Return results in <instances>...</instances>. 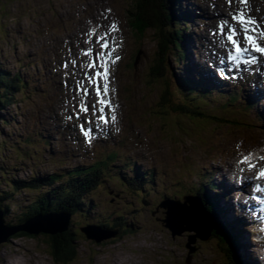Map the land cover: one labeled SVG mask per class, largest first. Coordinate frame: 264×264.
Segmentation results:
<instances>
[{
    "label": "rangeland",
    "instance_id": "374dc122",
    "mask_svg": "<svg viewBox=\"0 0 264 264\" xmlns=\"http://www.w3.org/2000/svg\"><path fill=\"white\" fill-rule=\"evenodd\" d=\"M22 1L24 0H7L6 1H0V7L2 9V17H0V50L2 52H0V67L2 66L5 69H9L12 72L15 71L17 69V67H19V64H17L16 61H18L23 52L22 51H27V52H31L33 54V58H32V62L34 61H39L40 58L42 57V50H41V46H42V42L44 40H48V42H52V39L48 38L45 39V34L44 32L42 33H38L34 31V27H29L31 29V33L32 36L27 40L28 42L24 45L23 48H20L19 53H15L14 55H10V51H11V47L10 46H14L17 44V40L19 39L16 35H14L12 33V31L10 32V34H8L9 29H16L18 27L22 28V29H26L24 26H21L22 23H26V27L27 26H31L29 19L27 17L21 16L17 19H12L10 18V14L15 12L17 14H20V9H22ZM80 1H85V0H59L60 5H64V4H72L75 5V8L79 7V2ZM108 1V0H107ZM111 5H115L112 3V1H108ZM141 0H137V4H143L141 3ZM217 4L223 6L226 9V13L233 15V20L229 21V22H238V16L239 15H244L246 17L250 16L253 17L255 19V24H250L253 33H255V29H257L259 31V35L261 34V28L264 29V0H217L216 1ZM127 5V1L126 0H118V3L116 4L118 11L120 13V15L122 16V19L124 21V28H126L127 30V25L129 27V20L127 18V16H131V12L127 11L125 12V6ZM134 6L133 4L130 3V6ZM30 6H34V1L31 0L30 2ZM168 8L171 11V15H172V11H180L179 9V4H177V6L174 8L172 6H168ZM194 8H197V5L194 6ZM30 9V8H29ZM32 9V8H31ZM206 10V11H205ZM33 11V10H32ZM203 13H208L207 15H209V11H207V9H204L202 11ZM69 11L64 9L63 10V15L64 18L69 16ZM139 15H137L138 17ZM132 17V16H131ZM130 18V17H129ZM46 22H50L46 20ZM135 26H140L142 24H138L137 21L135 20ZM140 22V21H139ZM187 22V26L190 27L191 25L195 24V20L194 19H189V21ZM191 22V23H190ZM4 24H6V28L4 29ZM74 26L76 25L75 22H73ZM185 22L181 23V25H184ZM214 26V24H213ZM12 27V28H10ZM59 29V28H58ZM108 29V28H107ZM130 32L133 33V31L131 30V28L129 27ZM7 34L6 35V32ZM54 33V31H52V34ZM70 33V29L69 26L66 25L65 26V32L63 34V36H61L59 39L62 40L63 37L65 35H68ZM128 33V32H126ZM51 34V36H52ZM231 34V30L229 29V26L225 25V26H221L219 29L216 28H212L211 29V35L209 33V36H211L213 39L218 38V39H224L225 41H228V35ZM20 35L22 36V32H20ZM147 40L148 41H144L142 47H144V54L142 55V52H139V64H138V69H137V73L135 76L132 77L133 73H131V77L127 78V82L130 83L131 88L133 90V99L134 102L136 104V107L133 108L132 104L131 107L129 109V111L127 110V108H123L122 109V113L121 114V118H123L122 120H125V116L129 115L130 113H139L138 117L141 122H144L146 119L142 118L141 116L143 115L144 112H148L149 110H151L153 107H155V103L158 101V97L159 95L162 96L163 92L162 89L166 86L165 81L159 77L158 75L155 76V83L152 82L149 74H148V67L149 64L151 63L153 57L155 56V51H156V41H152L149 40L150 39H155L154 37V32L152 30H149L147 33ZM12 36V37H11ZM149 36V38H148ZM262 37H264V33L262 35ZM11 38V40H10ZM130 39V38H129ZM198 41H200L199 39H196L195 42L197 43ZM200 44V42H198V45ZM206 46V45H205ZM232 46V44H231ZM137 56V57H138ZM4 63V64H3ZM3 64V65H2ZM39 66H42V64H40ZM173 67V72L179 74V75H183V66L178 65L176 63H174V60L169 57L168 59V67H166V76H168L169 73V69L170 67ZM9 67V68H6ZM38 65L35 66V68H29V70L34 73V71L38 70L39 68H37ZM2 68V69H3ZM55 70H52V72H54ZM179 71H182L183 73H180ZM246 70H240L239 72L240 74L243 76ZM253 71V69H252ZM49 72V71H48ZM248 73H252L251 71H248ZM253 74V73H252ZM14 76V75H13ZM122 75H119V79L121 81L122 79ZM52 77V76H49ZM258 79L260 80L261 84L264 82V78L261 77V75L257 76ZM43 78V77H42ZM170 92L174 93V98L173 100L177 101L176 98V89L174 88H170ZM217 93H219V91H217ZM251 103V102H250ZM244 105L249 108L247 110H251V112L253 114L258 115L261 114L262 111H256V108H252L251 105L249 104V101L246 102L244 101ZM61 107V105L57 108L56 112H59V108ZM258 108V107H257ZM259 110V108H258ZM158 113H162L161 111L157 110ZM56 112L50 111L48 112V114H54ZM14 112H12L13 114ZM161 118H163L164 116L162 114ZM169 117V122H170V126L167 129L168 135L169 136H173V131L174 132H178L174 126H172V124H190V125H194V121L195 119H189L186 118L185 116H180V115H175L171 112H169L168 114ZM239 119V117L237 118ZM211 121H214L213 119H211ZM240 121V119H239ZM49 123V122H48ZM121 124V122H120ZM51 129H56L57 127L54 124H49ZM48 124H41L39 122H34L32 120L27 121L25 124H18V123H13L9 129L11 130L12 133L14 132H22L24 130H32V131H37V130H46L47 129ZM45 127V128H44ZM200 127V126H199ZM167 128V124H165L162 120H161V127L159 128L158 124H155L154 127V131L151 132V130H148L146 128H140V127H136L135 129V134H137L140 139L139 141L141 142V145L145 146L148 149V153L149 155L154 159V161L160 166V167H165L168 171H178L181 168L182 165V156H177V155H173L172 154V147H173V143H177L178 144V140L181 139L182 141H185V139L187 138V136H183V138L181 137H175V138H170L169 136H167V134H165L164 132H162L164 129ZM224 132H228L226 131V129H223ZM222 130H219L221 138L220 139H216L211 137V133L213 132V128L209 127L208 124L205 128L204 131V136H201L203 139L202 142V149H203V153L205 154H209L210 157L212 158H216V162L215 164L212 163H207L204 166V172H207L208 170L212 169L213 170V166H217V163L219 162V160L223 163V160H228V158L231 155V150L232 147L235 143V141L237 139H239L238 136H228V133H226V136L222 135ZM40 133V132H39ZM230 134V132H229ZM232 134V133H231ZM40 135H42L40 133ZM257 138L256 139H251L246 137L245 138V142L246 144H258V143H264V136L257 134ZM250 137V135H249ZM223 138V139H222ZM211 140L213 143H218V141H224V145H220L219 148L217 149L216 152H212L210 147H207L204 142H206V140ZM7 142V143H6ZM212 143V145H214ZM4 144V145H3ZM0 145H1V152H0V169H2V167L7 168L8 170V174H6L7 177H11L12 175L19 174V171H15L14 170V166L17 167V165H23L20 161H18L15 157V151L11 150V145H14V136L10 133L4 132L1 128H0ZM37 145V144H36ZM63 147V150L67 151V146L64 144L59 143V146ZM184 146L187 148L186 151L188 150V144L184 143ZM39 147L36 149L38 153H40L39 151ZM43 149V148H41ZM187 155H191L192 153L190 151H187L186 153ZM194 157V155H193ZM195 157H199V155H195ZM7 165H6V164ZM259 161L254 162V164L256 165V167L259 166ZM10 166V167H9ZM41 169H43L46 173L47 170H49V167H53V164L51 162H47V164H42ZM60 168L62 169V166H60ZM28 169V168H27ZM184 169V168H183ZM217 174V173H216ZM216 174L214 175V179L216 180ZM194 178V177H193ZM192 175H189L187 177V179L189 181L193 180ZM218 183V182H216ZM157 185V182L154 183V181H150V184L148 185V191L152 192L154 191V187ZM242 189L244 188V185L242 183L241 185ZM5 186L2 185L0 187V189L4 190ZM146 189V188H145ZM218 192H221V190H218ZM22 197V195H21ZM21 201L23 200V197L21 198ZM27 197V196H26ZM118 197L123 200V195L120 194V192H118ZM166 197H171V198H179L181 197V193L178 192H163L162 196H159L156 198L155 200V205L158 206V204L160 203V201H162L164 198ZM246 197V195H245ZM137 204L133 207L131 206L133 209H142L144 208L143 205L139 204L138 202L140 201L139 198L136 199ZM151 201L153 202L154 200L151 199ZM154 204V203H153ZM125 204L122 202L121 206H124ZM245 207L248 205L244 204ZM96 206V205H95ZM117 206H120L119 203H117ZM17 213V211L15 212V214ZM98 214L103 213V211L98 210L97 211ZM133 213V212H132ZM230 213L234 214L233 210L230 209ZM16 215H13L12 217H10V220L14 221V218ZM140 218L142 220H144L146 218V220L150 221V225L147 231L143 232L140 231L139 233H137L135 236H131L128 238V236L119 241L118 243L113 245V262L117 263L119 262V264H185V259H186V254L183 251V241L185 243H187V233H184L182 236H177V238L182 239V240H174L171 235L169 234V231L164 228V226L156 220H153L150 216V214H148V211H142ZM141 219L139 218H134V223L132 222V225L134 227H138L141 226L142 228L143 225L142 224H138V222L141 221ZM131 220V219H130ZM243 229V228H242ZM245 243H246V247L248 244V247H250L249 243H248V239H247V235L244 238ZM149 249V250H147ZM206 249L208 251H210V256L216 258L219 251H224V252H228L225 251L221 244L217 241V240H213L211 242H209V245L206 246ZM154 250V251H153ZM172 251V252H171ZM206 253L205 250H203L199 256V262L202 261L203 259H206V256L204 255ZM170 256L174 257L175 260L172 259L171 262L170 261ZM54 257V256H52ZM231 258V255H230ZM81 259V261H80ZM84 259L83 256L80 254L78 256V258L76 259V261H78L77 263L74 264H87L86 260H82ZM198 262V263H199ZM32 264V263H30Z\"/></svg>",
    "mask_w": 264,
    "mask_h": 264
},
{
    "label": "clouds",
    "instance_id": "9594fccd",
    "mask_svg": "<svg viewBox=\"0 0 264 264\" xmlns=\"http://www.w3.org/2000/svg\"><path fill=\"white\" fill-rule=\"evenodd\" d=\"M188 1L192 0H175L176 4L172 7L175 8L177 4ZM192 38L194 41L196 38L198 39V36L195 35ZM253 63H258V61L253 59ZM259 63L264 64V60ZM256 71L259 72L260 69L257 68ZM260 75L264 77V73H260ZM116 131L119 132L120 128H116ZM252 161H259V166L254 167ZM215 178L233 189L225 195L224 199L232 206L234 212L239 208L240 214L246 221L243 224V229L247 233L250 251L256 257L258 264H264V221L257 223L254 214H246L245 209L240 207V205L248 203L241 187L242 183L247 182L252 185L250 191L259 190L260 184L264 183V143L246 144L244 139H237L227 164L223 165L222 171L217 172Z\"/></svg>",
    "mask_w": 264,
    "mask_h": 264
},
{
    "label": "trees",
    "instance_id": "16d2710c",
    "mask_svg": "<svg viewBox=\"0 0 264 264\" xmlns=\"http://www.w3.org/2000/svg\"><path fill=\"white\" fill-rule=\"evenodd\" d=\"M143 3L142 5L140 4V9H141V12L142 13V16L145 21V23H147L150 19H153L152 17L154 16V8H152L148 2H153V1H156V2H159V3H162V0H141ZM138 4H135L134 7H129V11L132 12V14H136L135 16L136 17H130L131 20L133 21H138V18L137 15L140 14L139 11L135 8V6H137ZM162 14V13H161ZM147 16V18H146ZM143 20V21H144ZM149 30H152L153 31V28L152 26H148V31ZM175 36V34H173V37ZM178 44L179 43V40L177 42ZM5 77H9V75H7L5 73L4 75V72H0V88L3 89L6 94H7V98L4 100V103L7 105V104H10L14 98H12V94H15L16 93V90H17V84L16 82L13 80L11 82H6L5 80ZM19 85V84H18ZM189 85V84H187ZM183 88V86H182ZM179 87L178 90L182 89ZM3 100V95L2 93L0 92V101ZM162 103H167V101L164 99V101ZM168 105L171 106L170 103H167ZM171 109L173 112L175 113H179V114H182L181 116H184L185 114V117L186 118H189V119H195L194 121V128L195 129H198L199 126L201 125V121L203 122H206L208 124L209 127H212L213 128V131H219L220 130V127L221 125L224 123L222 122L221 120H219L217 117H210V116H204L203 113H193V112H187V111H184L182 108H180L178 105H175V106H171ZM211 119H213L214 121H211ZM218 122H217V121ZM228 122V121H227ZM229 124H226L225 126H228ZM191 162V168L193 169V172L195 173L196 172V168L199 169L201 165L198 164L197 161H192L190 160ZM96 173H99V176H100V179L98 180L99 183H102L103 182V178H102V171H101V168H100V164L96 167V170H95ZM185 178H182V184H186L185 181H184ZM10 183V182H9ZM209 186L212 187V189H216L215 185H213L212 183L209 182ZM200 194L203 195L205 197V193L209 194V190L208 188L206 189H200L199 190ZM78 197H79V194H78ZM81 198H83V196L81 195ZM1 202V200H0ZM213 205V204H212ZM25 220H23L22 222H24ZM130 231H125V233H129ZM74 254V251L72 249H69L67 247H64L62 250H60L58 253H55V257L56 256H62V257H66L68 259L71 258V256Z\"/></svg>",
    "mask_w": 264,
    "mask_h": 264
},
{
    "label": "water",
    "instance_id": "95a60500",
    "mask_svg": "<svg viewBox=\"0 0 264 264\" xmlns=\"http://www.w3.org/2000/svg\"><path fill=\"white\" fill-rule=\"evenodd\" d=\"M167 223L175 235L184 231L196 232V237L204 241L210 239L211 231L215 225L202 201L198 198H188L185 204L174 203L169 208ZM0 227H3L1 216ZM194 241L195 239H192V242Z\"/></svg>",
    "mask_w": 264,
    "mask_h": 264
},
{
    "label": "bare ground",
    "instance_id": "6f19581e",
    "mask_svg": "<svg viewBox=\"0 0 264 264\" xmlns=\"http://www.w3.org/2000/svg\"><path fill=\"white\" fill-rule=\"evenodd\" d=\"M206 11V10H205ZM216 12V9H214L213 11H212V13H211V16H213V14ZM179 13H181V11H179ZM208 14V13H207ZM210 15V14H209ZM190 28V27H189ZM198 42H200V41H198ZM198 42L196 43L195 41L193 42V38H192V36L191 35H188V38H187V44H188V46L187 47H190V48H195V47H197V46H199L198 45ZM178 44V43H177ZM212 44H216L215 43V41H213L212 40ZM222 44H227V46L229 47V49L231 48V46H230V43L229 42H226V41H220V44H217L216 45V51L221 47V45ZM205 45H207V44H205ZM178 46H180V44H178ZM191 53H194L193 51L192 52H188L187 53V55H188V57L191 59V57H192V54ZM217 53H218V51H217ZM224 56L225 55H227V50H224V52L222 53ZM253 59H255V58H253V57H251V55L250 54H248L247 53V51H243V52H241L239 55H238V57L237 58H235V60L237 61V62H240L241 60H243V63L245 64V63H248V61H250L251 60V64H254L253 63ZM257 61H259L258 59H256ZM256 64H258V63H256ZM261 64V63H260ZM255 65V64H254ZM261 66L262 67H259V69H260V73H264V71H261V70H264V64H261ZM230 67L231 68H234V64H230ZM3 67L1 66L0 67V72L2 71V72H4V75H5V73L7 74V75H12V77L14 78V76H13V72L11 71V70H9L10 68L9 67H6V68H9V69H5V68H3ZM256 68V70H257V67H255ZM239 69H242V65H241V68L239 67ZM256 70H253V71H251V70H248V71H251V72H253V73H257V71ZM48 72V71H47ZM52 77H54V76H52ZM182 88V87H181ZM202 88H204L205 89V87L204 86H202L201 88L199 87L197 90L198 91H201V92H208V90H202ZM12 98H16V96H15V94H12ZM8 118V117H7ZM41 136V135H40ZM36 149L38 148V145H37V147H35ZM6 164V163H5ZM7 165V164H6ZM10 167V166H9ZM62 170V169H61ZM48 174H51V175H54V173L53 172H51V171H48ZM8 176V175H7ZM82 182H85V177H82ZM155 183V182H154ZM149 184H150V182H149ZM148 184V185H149ZM148 185L147 186H140L141 188V190H143V191H146V190H148ZM146 188V189H145ZM244 189V188H243ZM53 191H54V196H55V198H53L52 199V201L54 202L55 200H56V198L58 197V194H61L60 193V191H59V189L58 188H54L53 189ZM74 194H75V196L76 197H78V191H75L74 192ZM82 195V194H81ZM83 196V195H82ZM248 196H249V194H248ZM22 198V197H21ZM79 201H80V199H79ZM82 201V200H81ZM83 202V201H82ZM84 203V202H83ZM263 205H264V202L262 203ZM94 205H95V203H94ZM252 206L253 207H255V205L254 204H252ZM227 209H228V211H230V207H227ZM216 210H217V208H216ZM14 219H18V218H16V217H13ZM228 218H230L229 216H228ZM24 220V218H22L21 220H19V221H17L16 222V220H15V225H22L23 224V221ZM25 222V221H24ZM105 225H106V223H105ZM95 227H96V225H94ZM105 227H107V226H105ZM222 231H223V233L224 234H226L227 235V233H226V231L224 230V229H222ZM241 233H243V229L241 228ZM241 240H242V243H243V246H244V252L246 253V255H247V257H248V259H249V262L251 263V264H256V261H255V257L252 255V254H250V253H248V250H250V247H248V244H247V247H246V243H245V240H244V237L243 236H241ZM54 256V255H53ZM55 257V256H54Z\"/></svg>",
    "mask_w": 264,
    "mask_h": 264
},
{
    "label": "snow or ice",
    "instance_id": "6c2138e0",
    "mask_svg": "<svg viewBox=\"0 0 264 264\" xmlns=\"http://www.w3.org/2000/svg\"><path fill=\"white\" fill-rule=\"evenodd\" d=\"M243 22V21H242ZM259 50V49H258Z\"/></svg>",
    "mask_w": 264,
    "mask_h": 264
}]
</instances>
